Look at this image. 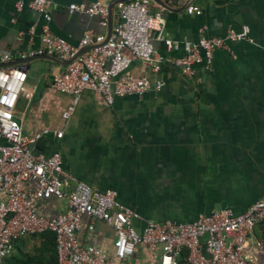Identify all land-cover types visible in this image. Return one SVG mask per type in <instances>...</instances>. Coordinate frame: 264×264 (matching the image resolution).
I'll list each match as a JSON object with an SVG mask.
<instances>
[{"label":"crops","instance_id":"obj_1","mask_svg":"<svg viewBox=\"0 0 264 264\" xmlns=\"http://www.w3.org/2000/svg\"><path fill=\"white\" fill-rule=\"evenodd\" d=\"M19 1L23 6L17 8ZM29 1L0 0V68H25L13 114L25 134L48 130L33 147L35 155L58 151L63 168L77 181L91 189L113 190L141 216L132 220L138 231L144 221L192 222L223 208L241 214L261 197L264 0H148L149 10L159 11L162 18L161 28L149 33L159 69L154 73L147 62L135 59L126 73L147 76L150 88L141 95L115 97L111 104L86 88L67 119L61 114L72 98L52 88L51 79L70 60L39 52L45 20L27 6ZM90 2H53L50 31L73 45L85 32L108 37L118 23L114 2L108 3L105 26L97 15L67 9L71 3ZM229 29L246 31L247 39L225 40L226 46L215 49L209 62L194 65L192 77L180 73L176 59L185 54V43L225 37ZM5 54L9 61H2ZM157 80L163 82L160 89L154 86ZM59 130L62 135L56 137ZM66 208V199L52 198L40 201L37 212L53 216ZM115 236L107 223L88 216L75 233L79 245L103 249L112 264L153 260L141 246L128 260L117 259ZM243 255L251 264H264L259 223L248 232Z\"/></svg>","mask_w":264,"mask_h":264},{"label":"built area","instance_id":"obj_2","mask_svg":"<svg viewBox=\"0 0 264 264\" xmlns=\"http://www.w3.org/2000/svg\"><path fill=\"white\" fill-rule=\"evenodd\" d=\"M109 2H114L117 10L116 27L108 37L85 32L76 45L50 31L47 22L51 18L52 0L27 3L45 20L39 52L70 60L64 71L51 79L52 88L72 98L61 114L63 119L70 116L86 88L100 93L108 104L115 97L145 93L151 86L149 78L126 73L133 60L147 62L154 73L159 69L160 57L149 33L161 28L162 18L159 11L149 10L148 0H94L71 3L67 9L97 15L105 26ZM22 6L23 2L19 1L17 8ZM192 10L188 8L189 12ZM242 39H247L246 31L229 29L225 37H205L196 44L185 43V54L176 59L180 73L192 77L194 65L209 62L215 49L226 46L225 40ZM165 44L171 41L165 40ZM9 60V55L2 56V61ZM25 79L22 66L0 68V263L12 253L17 240L49 230L55 236L56 264H112L103 249L77 243L75 233L81 227L82 217L88 216L112 227L116 235L112 243L114 256L122 261L128 260L135 248L141 246L153 257L145 264H179L182 249L187 251L185 264H251L244 257L243 248L248 232L256 223L264 231V193L241 214L223 208L202 214L192 222L144 221L138 231L132 220L141 216L121 203L113 190L91 189L77 181L63 168L58 151L49 156L33 153V147L48 130L25 134L13 114ZM154 86L160 89L163 82L157 80ZM61 135V130L55 132L56 137ZM52 198L66 199L67 208L53 216L40 215L38 203ZM159 246L163 248L157 252Z\"/></svg>","mask_w":264,"mask_h":264},{"label":"trees","instance_id":"obj_3","mask_svg":"<svg viewBox=\"0 0 264 264\" xmlns=\"http://www.w3.org/2000/svg\"><path fill=\"white\" fill-rule=\"evenodd\" d=\"M186 249L179 255L185 264ZM55 236L52 231L31 234L16 241L14 250L0 264H56Z\"/></svg>","mask_w":264,"mask_h":264},{"label":"water","instance_id":"obj_4","mask_svg":"<svg viewBox=\"0 0 264 264\" xmlns=\"http://www.w3.org/2000/svg\"><path fill=\"white\" fill-rule=\"evenodd\" d=\"M53 2H56V3H63V4H68L69 1H81V0H52ZM91 1H94V0H91Z\"/></svg>","mask_w":264,"mask_h":264}]
</instances>
